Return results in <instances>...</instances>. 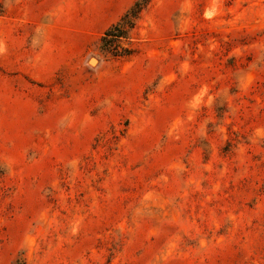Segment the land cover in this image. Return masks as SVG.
Instances as JSON below:
<instances>
[{
	"label": "rangeland",
	"instance_id": "1",
	"mask_svg": "<svg viewBox=\"0 0 264 264\" xmlns=\"http://www.w3.org/2000/svg\"><path fill=\"white\" fill-rule=\"evenodd\" d=\"M135 1L0 0V264H264V0Z\"/></svg>",
	"mask_w": 264,
	"mask_h": 264
},
{
	"label": "trees",
	"instance_id": "2",
	"mask_svg": "<svg viewBox=\"0 0 264 264\" xmlns=\"http://www.w3.org/2000/svg\"><path fill=\"white\" fill-rule=\"evenodd\" d=\"M151 0H136L120 20L112 25L101 37L102 47L113 56L119 55V39L127 38L134 28L136 20Z\"/></svg>",
	"mask_w": 264,
	"mask_h": 264
},
{
	"label": "water",
	"instance_id": "3",
	"mask_svg": "<svg viewBox=\"0 0 264 264\" xmlns=\"http://www.w3.org/2000/svg\"><path fill=\"white\" fill-rule=\"evenodd\" d=\"M92 61H94V60H92Z\"/></svg>",
	"mask_w": 264,
	"mask_h": 264
}]
</instances>
